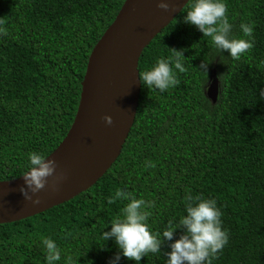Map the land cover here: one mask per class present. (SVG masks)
<instances>
[{
    "label": "trees",
    "instance_id": "obj_1",
    "mask_svg": "<svg viewBox=\"0 0 264 264\" xmlns=\"http://www.w3.org/2000/svg\"><path fill=\"white\" fill-rule=\"evenodd\" d=\"M126 1L0 0V183L24 175L30 151L49 158L64 142L91 54ZM191 2L139 63L144 71L184 49L185 71L174 69L178 83L164 92L142 84L122 154L92 188L0 225V264H45L42 237L61 249L57 264L68 256L72 264H108L118 248L101 232L127 203L118 190L148 202L147 222L158 235L185 214L187 197L215 199L228 242L210 264H264V0H224L235 36H243L242 22L252 23L244 38L253 46L235 60L223 52V63L210 38L184 22ZM203 58L212 59L207 74L198 69ZM168 250L164 243L140 264H165ZM119 264L135 261L121 256Z\"/></svg>",
    "mask_w": 264,
    "mask_h": 264
},
{
    "label": "water",
    "instance_id": "obj_2",
    "mask_svg": "<svg viewBox=\"0 0 264 264\" xmlns=\"http://www.w3.org/2000/svg\"><path fill=\"white\" fill-rule=\"evenodd\" d=\"M191 0H127L113 25L93 50L73 126L48 158L56 162L45 185L26 200L22 177L0 183V225L16 223L68 203L92 188L121 156L134 127L142 83L139 63L145 49ZM210 93L219 94L216 76ZM111 116L106 124L104 116ZM38 199V204L32 200Z\"/></svg>",
    "mask_w": 264,
    "mask_h": 264
},
{
    "label": "clouds",
    "instance_id": "obj_3",
    "mask_svg": "<svg viewBox=\"0 0 264 264\" xmlns=\"http://www.w3.org/2000/svg\"><path fill=\"white\" fill-rule=\"evenodd\" d=\"M157 6L165 10L169 7L164 0ZM183 20L195 26L203 37L210 38L222 63L225 57L223 52L226 51L227 57L235 60L253 46L251 39L244 38L251 37L252 23L242 22L239 28L243 36H235L232 32L233 25L226 15L224 0H192ZM184 51L173 48L171 57L157 58L148 69L138 72L139 80L145 87L160 92L175 86L178 81L174 69L185 71ZM211 61L212 59L203 58L198 69L207 74ZM259 98L264 99V87L259 89ZM104 121L111 124V116L105 115ZM27 161V171L22 176L23 184L19 186V191L26 200H30L32 197L29 194L42 189L46 178L54 173L56 162L40 151H30ZM116 196L125 199L127 203L121 209V214L109 222L110 228L101 232L103 242L111 239L118 248L109 258L108 264H119L121 256L140 264L141 258L147 253L160 252L164 243H167L169 249L165 252V264H210V257L228 242L227 230L222 228V213L215 199L187 197L185 214L176 222L169 221L168 226L158 235L151 231L147 222L148 202L131 197L122 190H118ZM32 203L38 204L39 200H32ZM177 230H180L179 233ZM41 243L45 252V264H57L61 260V249L57 243L49 237H42ZM72 259L71 256L66 257L65 264H72Z\"/></svg>",
    "mask_w": 264,
    "mask_h": 264
}]
</instances>
